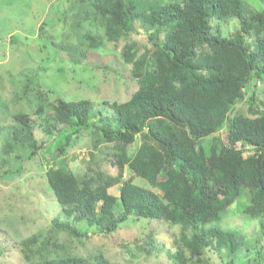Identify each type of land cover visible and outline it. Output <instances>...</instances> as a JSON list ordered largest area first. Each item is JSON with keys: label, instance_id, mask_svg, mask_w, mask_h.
Segmentation results:
<instances>
[{"label": "trees", "instance_id": "16d2710c", "mask_svg": "<svg viewBox=\"0 0 264 264\" xmlns=\"http://www.w3.org/2000/svg\"><path fill=\"white\" fill-rule=\"evenodd\" d=\"M71 1L89 3L91 22L99 29L83 32L82 55L108 50L104 39L128 40L123 75L136 86L124 101L102 100L100 110L87 98L48 101L44 97L52 90H41L39 83L31 97L30 80L16 97L15 103L24 100L36 108L7 114L14 127L0 136V180L20 178L31 186L42 175L38 185L47 205L55 211L57 203L62 214L51 212L47 228L18 238L26 264H125L102 251L73 254L62 236L81 240L89 228L111 234L129 220L145 219L180 227L176 250L164 241L159 245L151 234L141 245L147 258L164 251L172 264L207 263L205 249L224 250L234 237L208 227L233 202L249 196V204L238 208L264 218V97L256 90L264 84V12L246 8L242 0ZM234 20L238 27L225 32V23ZM40 26L44 30V23ZM143 30L150 45L131 40ZM245 100L248 113H233ZM43 115L56 126L48 143L35 132ZM84 136L94 152L82 157L86 169L76 174L67 154ZM39 154L51 163L26 180L28 164ZM100 158L117 172L104 171ZM10 188L15 193L22 186L14 182ZM11 197L19 200L17 193ZM0 201L2 210L5 200Z\"/></svg>", "mask_w": 264, "mask_h": 264}, {"label": "rangeland", "instance_id": "374dc122", "mask_svg": "<svg viewBox=\"0 0 264 264\" xmlns=\"http://www.w3.org/2000/svg\"><path fill=\"white\" fill-rule=\"evenodd\" d=\"M242 3L248 9L264 12V0H242ZM93 17V10L87 2L0 0V136L8 135L14 127L7 114L36 108L24 100L15 103L28 80L31 81L28 93L31 97L34 86L39 83L41 90H52L50 97H44L48 101L55 100L57 96L71 101L87 98L99 110L102 107L100 102L104 99L124 101L129 97L136 81L123 75L128 68H125L127 64L122 50L128 40L122 39L115 44L104 39L108 50L100 53L105 48L96 52L95 49H89L82 55L86 47L81 45L83 32L96 34L99 31L91 22ZM42 23L44 30H41ZM236 24L238 27L237 20L225 23V32L231 33ZM131 40L141 45H150L145 30L132 34ZM256 90L259 97L263 98L264 84L258 83ZM233 113H248L247 100L238 103ZM38 120L36 137L39 141L48 143L56 133V126L47 115L40 116ZM92 151L94 152L87 136L80 138L69 149L68 165L74 173L80 174L86 169L87 164L82 157L88 159ZM47 159L49 156L44 154L36 156L28 164L30 168L25 174L26 180L32 175L45 173L44 169L51 163H47ZM100 161L104 171L110 174L117 172L110 163L102 158ZM130 175L131 171L127 170L125 177ZM19 179L14 181L22 186L15 190L18 201L11 197L15 195L10 188L14 182L3 183L0 180V200H5L4 208L0 209V264H26L25 255L18 248V238L25 237L38 228H47L51 212L62 216L57 203L54 202L55 211L47 205V194L38 185L43 180L42 175L31 186L29 182ZM135 182L141 184L143 181L136 178ZM8 201L11 203L7 204ZM238 203L243 206L249 204V196L242 195L236 203L233 202L220 221L208 225L229 231L234 237L227 240L224 250L205 249L209 253L208 262L201 264H264V218L243 213L238 208ZM26 214L42 216L38 217L39 221L24 224L20 218ZM179 230L180 227L174 228L162 220H129L111 234L89 228L87 236L81 240L67 234L62 236V240L69 243L71 253L77 255L88 256L102 251L110 260L125 264H172L164 251L158 256L157 252L155 256L147 258L141 252V245L152 234L151 237L154 236L159 245L164 241L167 246L176 250ZM171 232L173 237L169 236ZM129 245L131 248H128Z\"/></svg>", "mask_w": 264, "mask_h": 264}]
</instances>
